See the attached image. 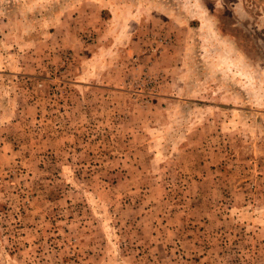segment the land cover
Wrapping results in <instances>:
<instances>
[{"label":"rangeland","instance_id":"374dc122","mask_svg":"<svg viewBox=\"0 0 264 264\" xmlns=\"http://www.w3.org/2000/svg\"><path fill=\"white\" fill-rule=\"evenodd\" d=\"M0 264H264V0H0Z\"/></svg>","mask_w":264,"mask_h":264}]
</instances>
